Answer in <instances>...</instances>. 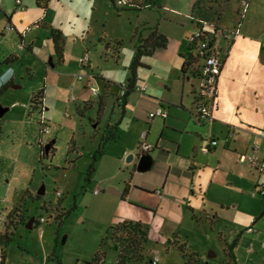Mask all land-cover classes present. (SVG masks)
Here are the masks:
<instances>
[{
    "label": "crops",
    "instance_id": "obj_1",
    "mask_svg": "<svg viewBox=\"0 0 264 264\" xmlns=\"http://www.w3.org/2000/svg\"><path fill=\"white\" fill-rule=\"evenodd\" d=\"M17 1L0 0V89L4 86L0 92V105L7 107L0 117V137L4 126L2 119L10 113L13 122L21 124L16 132L12 131L21 138L20 145L12 147V152L18 154L17 162L23 159L24 144L30 146L27 148L29 150L34 141L42 142L41 128L38 136L36 130L32 136L28 134L27 126L31 124V119H36L41 127V117H44L50 129L53 128L47 97L48 89L56 83L59 85L62 82L66 92H71L70 98L75 100L76 111L82 117L88 110L96 109V115L89 118L93 127L90 132L92 144L83 167L90 165L107 129L118 124L116 139L106 143L104 153L95 162L92 175L96 176L91 175L88 181L89 184L93 183L96 202L111 215L105 224V234L95 242V252L77 257L75 262L90 261L97 251L102 250L105 252L104 264H117L119 250L114 242L108 243L110 228L132 221L141 223L147 241L144 243L143 257L127 264H151L153 258L158 259V264H185L183 251L187 250L196 254L195 264H264V194L259 192L264 187V176L257 168L241 160L245 154L254 153L259 161L264 157V97L260 96L256 91L258 87L255 88L252 83L231 84L236 83V79L243 80L244 73H247L239 63L245 48L250 51V63L256 64L260 58L264 60V0H248V9L243 16L241 0H223V7L216 18L217 28L233 29L239 23L240 26L239 34L233 40H227L220 34L216 36L222 67L211 123H199L193 118L199 77L193 68L186 67L185 72L182 69L190 53L189 37L196 28L191 16L198 11L202 14L204 7L217 10L219 1L132 0L133 6L125 7L141 9L158 1L164 12L163 22H170L172 14L180 17L174 30L173 27L168 29L165 25L168 23L163 25L159 21L157 30L168 37V44L141 60L144 66L137 69L136 85L146 84V91L139 93L134 89L122 103H117L121 87L130 78L128 72L120 82L119 90L112 94V108L107 118L104 114L108 97L116 84L115 78L101 76L104 90L101 91L102 87L98 85L100 90L94 93L91 85L99 82L93 72L96 67L93 68L94 60L89 55V62L84 66L77 65V62L74 66L68 63L64 53L63 22H56L49 13L52 0H49L46 9L39 8L36 0L34 5L26 3L25 6L24 0ZM111 1L119 7L115 4L116 0ZM188 1L191 5L186 8L184 2ZM211 24L208 25L210 30L213 29ZM27 27H31V30L25 31ZM139 28L138 24L135 35L146 37L154 27H148L147 35L145 31L140 33ZM51 29L61 32V57L55 53ZM81 39L84 41L83 36ZM99 40L102 42L103 38ZM103 45L105 47L100 57L104 55V59H108L111 55L120 65L119 47ZM85 52L88 53V49ZM146 60L151 61L146 63ZM56 65H60L63 71H55L53 68ZM140 68H146L148 75H140ZM84 71L90 73L85 74ZM78 73L85 74L81 80L77 79ZM87 89L97 94V101L87 98ZM23 95L27 97L26 102H20L19 96ZM33 99L35 101L31 102ZM159 105L167 108L168 116L149 118L150 111ZM17 106L21 110L13 114L11 110ZM144 131L152 147L143 154L150 155L152 165L141 171L137 170L136 156ZM229 131H233V135L227 137ZM210 136L219 142L215 147L204 150ZM51 140L55 144L56 138ZM80 147L83 148L74 140L70 149L74 157L70 158L63 170L76 168L83 159L86 152L81 151ZM130 154H133V158L127 160ZM107 164L109 167H106ZM68 174L64 172L65 176ZM11 180H0V239L6 231L15 237L20 224L13 227L8 225V221L14 210L20 213L27 209L22 201L28 197L38 198L37 195L42 197L38 192L34 195L31 184L25 181L11 190ZM101 185L107 187L103 197L100 196ZM110 188L112 192L108 191ZM59 190L62 196L55 207L57 209L63 208L61 199L64 191ZM157 190H161L160 195ZM43 205L46 206V203ZM23 215L29 218L33 216L24 212ZM39 217L35 216V221L39 223L35 228L42 232L44 222H39ZM248 227L254 230L248 231ZM215 241L223 244V253L220 259L212 262L209 259L217 254L211 251L207 253V249L213 247ZM106 244L116 253L111 254V258L107 257ZM10 246L11 243L4 247V264L9 263ZM44 251L39 264H58L57 261L65 264L60 256L48 260L51 247L46 248L45 245ZM150 253L153 254L150 256ZM24 255L29 256L30 252Z\"/></svg>",
    "mask_w": 264,
    "mask_h": 264
},
{
    "label": "rangeland",
    "instance_id": "obj_2",
    "mask_svg": "<svg viewBox=\"0 0 264 264\" xmlns=\"http://www.w3.org/2000/svg\"><path fill=\"white\" fill-rule=\"evenodd\" d=\"M217 1H219L217 10L212 11L204 7L202 14L199 11L197 12L198 16L207 19L212 24L214 23L213 25H217L216 18L223 7L222 3H224L223 0ZM155 2H157L155 5L150 4L148 7L141 9L125 7L120 9L114 6L111 0L51 1L49 13L56 22H63V34L65 38L64 53L68 63L74 66L75 62H77V65H80L79 58L84 56L85 50L88 49L91 59L94 60L93 68L96 66L93 72L97 75L96 80L100 82H98L99 84L93 82L91 86L99 91L100 87L98 85H101V91H103L104 84L101 78L108 77L109 79L115 78L116 80V84L113 86V90L108 97V105L104 114L106 118L109 117L111 112L113 103L112 94L119 90V84L125 79L126 74L128 72L129 75L131 74L129 68L134 59L136 43L139 37V35H135L136 26L139 24V32L145 31L147 35L149 26L158 28L159 21L163 20L164 12L159 6V2ZM185 2L184 5L187 8L190 1L188 3ZM26 3L34 5V0H24L23 5L25 6ZM179 17L172 14L170 22L162 21V24L168 23L165 24L168 29H172L171 27H173L174 30L177 26L176 20ZM82 36L84 41L81 39ZM100 37L107 43H111L110 46L112 48L119 47L121 53L120 65L115 63L111 55L108 56V59H104V55L103 58L100 57L105 47L103 42H100ZM49 44L52 45V41ZM249 54V49L245 48L239 59L240 65L242 64L244 70L247 71L246 74L244 73L243 80L238 81L236 79V83H230L232 86L234 84L243 83L250 85L252 83L255 88H259L256 91L260 93V96L264 97V60L260 58L259 62L252 64L250 63ZM150 61L146 60L145 62L148 63ZM53 69L58 72L63 71L60 65H56ZM79 71L82 72L81 69ZM84 73L88 74L90 72L84 71ZM148 73L146 68L139 69L140 75L147 76ZM59 83V85L56 83L48 89L47 99L48 106H50L48 112L54 117H51L53 128L50 129L49 134L42 135L41 143L34 141L29 150L27 148L30 146L24 144L22 151L23 159L20 162H17L18 154L12 152V147L20 145V136L13 134V132H16L21 124L13 122L10 113L6 114L2 119L4 126L0 137V180L12 179L13 186L11 190L18 183L20 185L25 181V183L31 184L34 195L44 187V193L40 199L28 197L22 203L24 202L23 204L27 208L24 211L25 215L31 214L36 217L43 215L46 218V221L42 225L43 230L40 232L35 227L33 229L27 228L26 224L16 216L17 211L14 210L9 216L10 222L20 224V227L15 234V241L8 247V264H39L45 252V245L46 248L47 246L48 248L51 247V253L56 249L57 255L62 257L65 264H83L82 260L75 262L76 258L91 255L95 252V249H93L95 248V242H97L99 236L105 234V224L111 215L96 202L95 195L93 194V183L89 184L86 180L88 167L82 166L85 163V159L89 157L88 151H90L92 144L90 132L93 128L89 122V118L96 115V109L85 111L86 115L82 117L76 111L75 100L70 98L71 92L68 94L64 89V84L62 82ZM86 94L88 99L97 101L98 96L91 89H87ZM19 97H21L20 102H26V95ZM67 106L69 109H67ZM20 110L21 108L17 106V108L11 111L15 114ZM67 112L71 116L69 114L66 115ZM122 127L123 129L126 128L125 123L122 124ZM27 128L28 134L32 136L35 130L36 135H39L41 127L36 119H31V124H28ZM54 138H56L53 145L54 152H50L46 157L41 158V147H44L49 140ZM74 140L77 145L83 146V148L80 147L81 151L86 152V154L76 168L74 167L72 170L65 171L62 168L66 167L70 158L74 157L73 154H70ZM39 144L41 145L39 146ZM106 167H109V164ZM64 172L69 174L65 176ZM92 176L95 177L96 174ZM58 188L64 191V196L61 199L63 208L59 209L55 208L59 205V197L56 195ZM100 189V196L103 197L107 187L101 185ZM44 203H46V206L43 205ZM70 209H72L70 213L65 216L64 214ZM61 219L63 220V224L58 232V236H56L55 233ZM194 240L198 239L194 237ZM215 242L212 245L213 247L207 249V253L211 251L217 254L216 257L209 259L212 262L220 259L223 253L221 249L223 244ZM108 243H110V238L108 239ZM108 247L106 244L107 257L111 258V254L116 253ZM142 251L141 249L140 251L138 250L139 254H142ZM26 252H30V255H24ZM152 254L150 253L149 255L151 256ZM163 258H165V253Z\"/></svg>",
    "mask_w": 264,
    "mask_h": 264
},
{
    "label": "built area",
    "instance_id": "obj_3",
    "mask_svg": "<svg viewBox=\"0 0 264 264\" xmlns=\"http://www.w3.org/2000/svg\"><path fill=\"white\" fill-rule=\"evenodd\" d=\"M19 2V0L17 1ZM117 4L120 6L133 5L132 0H116ZM248 9V0H241V12L242 16L247 12ZM192 19L196 23V28L194 32L189 37L190 42V58L187 61L189 67L199 72V85L196 92V103L195 110L193 113V118L199 123H211L213 120L212 111L215 106V97L217 90V81L218 76L222 67V59L220 57V50L218 43L216 41L217 34L222 35L227 40H233L239 34V26H236L233 29H219L216 25H213V29L210 30L208 25L211 24L207 19L198 16L197 13L193 14ZM10 28V26H8ZM31 30V27H27L25 31ZM89 62V54L85 53L84 56L79 58V64L81 66L86 65ZM84 73H78L77 79L81 80L84 77ZM126 85H123L117 96V103L120 104L123 102L126 96ZM147 89L146 84L136 85L135 90L139 93H144ZM94 93H97L95 88H92ZM27 105V104H24ZM28 106V105H27ZM167 117L168 111L164 106H157L154 110L150 111L149 118L153 119L155 117ZM41 134H49L50 127L44 117H41ZM233 135V131H229L227 137ZM147 132L142 133V140L138 145L139 154L147 152L152 144L149 143L146 139ZM227 139V138H226ZM218 139L214 137H209L208 142L204 146V150H208L210 147H215L218 144ZM256 148V147H255ZM241 160L248 162L251 167L257 168L261 175L264 176V157L261 161L257 160L255 154L242 155ZM97 192V191H95ZM159 195L161 190L156 191ZM261 194H264V187L259 191ZM256 193V192H254ZM56 195L58 197L62 196V191L57 189ZM46 218L44 216L39 217V222H45ZM254 220H252L253 222ZM248 231H253V227H248ZM264 248V242L262 243ZM152 264H158V259L153 258L151 261ZM85 264V263H83Z\"/></svg>",
    "mask_w": 264,
    "mask_h": 264
},
{
    "label": "trees",
    "instance_id": "obj_4",
    "mask_svg": "<svg viewBox=\"0 0 264 264\" xmlns=\"http://www.w3.org/2000/svg\"><path fill=\"white\" fill-rule=\"evenodd\" d=\"M49 0H36V4L41 9H46L47 4ZM198 2V0H196ZM115 4L119 7H123L117 4L115 1ZM198 4V3H197ZM133 5H126L124 7H130ZM51 38L53 40L55 53L57 56H62V50H63V38L61 36V32L58 29H51L50 32ZM168 37L165 34L160 33L157 28H153L150 33L146 37H141L139 35L136 43V51L134 55L133 62L130 66V78L128 79V82L126 84V95H128L131 91L135 89L136 82H137V69L141 66H144L142 63V59L147 56H151L157 49L165 48L168 44ZM103 44H105L107 47L110 46V43H107L106 41L102 40ZM189 50H191L189 48ZM190 58V54L188 53V60ZM10 60V57L7 59V61ZM189 63H186L185 67H183L182 72H185L186 67H189ZM196 74H199L198 70H195ZM4 89V86L1 90ZM38 97V96H37ZM35 98V97H34ZM33 99L31 102H34ZM117 128L118 124L109 127L107 129V133L102 137L101 142L94 152L92 156V161L90 165L87 168L86 171V180L87 182L90 180V177L95 170V162L96 160L104 153V147L107 142H110L111 140H115L117 137ZM49 151L54 152V143L53 140H49ZM46 152L44 147H41V158L46 157ZM38 198H40L39 195H37ZM74 209V207H73ZM72 209H70L68 212H66L64 215H68ZM24 209L20 213H16V216L19 218L20 221H22L24 224H27L29 222V217H24L23 215ZM26 218V219H25ZM32 228L36 227L39 223L38 221H33ZM11 225L13 227H16L17 223L13 224L10 222L8 225ZM63 224V220L61 219L58 224V229L56 231V236H58V232L60 231L61 225ZM116 248L119 250V257L117 264H127L128 261L131 260H139L143 257V253L139 254L138 250L141 251L144 248V243L147 241L146 231L143 230L142 225L140 222H132V221H125L122 222L114 227L110 228V236H109ZM0 240H3V247L1 248V264H4L5 260V250L4 247L8 244L15 241V237L13 233H8L7 231L3 234ZM185 255H183L185 259V264H195L196 263V257L195 253L191 251H183ZM57 251L54 249V251L48 256V260L57 258ZM105 256V252L102 250H99L96 252L92 260L85 261V264H104L103 258ZM152 261V260H151ZM59 264V261H57ZM152 264V263H151Z\"/></svg>",
    "mask_w": 264,
    "mask_h": 264
},
{
    "label": "water",
    "instance_id": "obj_5",
    "mask_svg": "<svg viewBox=\"0 0 264 264\" xmlns=\"http://www.w3.org/2000/svg\"><path fill=\"white\" fill-rule=\"evenodd\" d=\"M7 109V107H4L2 105H0V117L3 115V113L5 112V110ZM44 149H45V152L48 153L49 151V144L47 143L45 146H44ZM137 159H138V162H137V170H141V171H144V170H147L151 167L152 165V160H151V157L149 154H138L137 156ZM133 158V154H130L128 155L127 157V160H131ZM109 192H112V189H108ZM44 193V187H42V189H40L38 191V194H43ZM35 220V216H31L30 217V220L29 222L26 224V227L31 229L32 226H33V221ZM110 243H113L112 240H110ZM214 254V253H212ZM210 256V254H209Z\"/></svg>",
    "mask_w": 264,
    "mask_h": 264
},
{
    "label": "clouds",
    "instance_id": "obj_6",
    "mask_svg": "<svg viewBox=\"0 0 264 264\" xmlns=\"http://www.w3.org/2000/svg\"><path fill=\"white\" fill-rule=\"evenodd\" d=\"M9 74H11V73L9 72Z\"/></svg>",
    "mask_w": 264,
    "mask_h": 264
}]
</instances>
